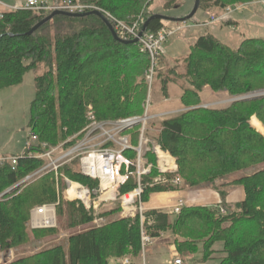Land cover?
Wrapping results in <instances>:
<instances>
[{"label": "trees", "instance_id": "trees-1", "mask_svg": "<svg viewBox=\"0 0 264 264\" xmlns=\"http://www.w3.org/2000/svg\"><path fill=\"white\" fill-rule=\"evenodd\" d=\"M78 1L92 3L127 24L150 4L148 0ZM248 1L251 0H200L198 9L207 11L209 16H218L227 5ZM1 14L0 88L19 84L28 70L36 69L41 63L48 66L47 71L34 79L35 96L27 124L30 134L36 135L39 141L55 146L78 132L85 124L84 109L88 104H92L98 120L142 112L147 92L142 74L149 58L140 52L138 43L116 41L95 15H55L27 34L50 13L17 10ZM153 14L144 15V20ZM165 27L168 26L163 20L153 18L148 21L146 31L156 33ZM182 62L185 72L181 77H186L190 84L179 97L183 110L163 119L154 138L176 160V175L181 180L176 190L183 185L196 187L213 183L234 171L264 162V136L248 123L252 115L264 123V96L232 101L223 108L199 106L200 93L206 86L215 92L224 90L231 96L264 87V39L243 38L232 48L207 31L190 45ZM259 121L252 119L257 128L262 127ZM149 159L154 161L152 157ZM42 164V160L23 155L15 166L9 163L0 166V195L3 196L0 249L24 244L30 239L29 230L35 238L56 232L52 228L33 229L28 224L31 208L57 201L53 174L45 173L29 184L17 185ZM60 172L83 185H96V181L81 175L72 166H63ZM156 174L154 168L144 181ZM235 182L243 187L244 197L233 204H224L223 215L214 207L184 206L169 220V213L150 209L145 213L150 223L145 221L143 227L151 237L170 232L182 255L195 254L201 245L204 259L217 252L218 264H264V169ZM63 187L64 183L59 180L58 188ZM132 187L131 184L123 186L121 192ZM170 190L168 186L147 187L142 200L146 202L152 193ZM75 205L59 197L56 215L61 217L66 207L69 227L92 219L89 212ZM118 211L116 207L103 215ZM218 242L221 248L215 250L214 244ZM140 250L138 215L120 216L103 226L71 234L65 246L58 244L10 264H110L111 258L136 257Z\"/></svg>", "mask_w": 264, "mask_h": 264}, {"label": "built area", "instance_id": "built-area-1", "mask_svg": "<svg viewBox=\"0 0 264 264\" xmlns=\"http://www.w3.org/2000/svg\"><path fill=\"white\" fill-rule=\"evenodd\" d=\"M254 1L264 5V0ZM239 7H242V4L234 7L227 6L222 14L210 16L207 22H201L199 25L207 26L226 20L229 14ZM17 10L48 13L55 10L72 13L98 10L110 21L117 35L127 40L137 37L145 21L144 16L140 14L132 23L127 24L92 3L78 0H20L12 7V11ZM183 28L184 24L176 27L168 26L156 33L144 31L138 37L137 43L140 52L147 54L150 60V67L146 72L149 86L152 85L157 62L163 53V42L167 37ZM84 118L85 124L78 132L68 136L55 146H49L47 143L39 141L36 135L30 134L31 143H26L25 150L21 154L0 155V166L7 163L15 166L23 155L43 161L40 167L24 176L17 185L30 182L45 173H52L54 176L58 199L53 203L34 206L30 210L28 222L30 228L56 227V208L59 204V197L81 204L94 215L95 222L102 220L95 216L99 213V208L102 205L111 206L117 203L121 217L132 218L138 215L141 236L139 255L142 256L141 264H146L145 250L147 245H150L156 238L149 236L143 227L145 221L148 223L150 221L145 216L149 209L146 208L145 202L142 200V194L147 187L155 186H168L170 191H175L176 187L181 184L179 176L176 175V160L155 140L146 137V126L151 118L149 99H147L143 115L98 120L93 106L88 104L84 109ZM136 135L137 140L134 143ZM26 150L28 152L25 154ZM149 157H152L154 161H150ZM67 165L72 166L81 175L96 181V185L91 187L70 180L60 172V168ZM154 168L157 170V174L144 181V178L150 176ZM59 180L65 185L62 189L58 188ZM128 184L133 187L128 191L121 192V188ZM184 206V199L177 198L169 206V213L178 215ZM173 254L174 258L171 264H185L180 257H177V252ZM129 263L128 258H124L121 262V264Z\"/></svg>", "mask_w": 264, "mask_h": 264}, {"label": "rangeland", "instance_id": "rangeland-1", "mask_svg": "<svg viewBox=\"0 0 264 264\" xmlns=\"http://www.w3.org/2000/svg\"><path fill=\"white\" fill-rule=\"evenodd\" d=\"M148 3H150L149 6L146 9H143L140 13L143 16L150 13H157L166 17H183L191 11L194 0H148ZM241 4L242 7L234 9L229 14V17L232 19H241L242 25L239 27L235 26L237 23L233 22L234 20H228V17L226 20L218 22L223 24L221 27L220 24H218L217 27L213 28V25L217 22L213 23L212 25L200 26L199 24H201V22H207L210 18L209 13L203 9H198L192 19L184 22H171L163 20L166 26L176 27L177 25L184 24V28L177 31L174 35L167 37L165 42H163V53L160 55L157 62L151 86H149L146 80V72L150 67L149 60V64L142 74V79L147 86L145 100L141 105L142 112L124 116L129 117L134 115H143L147 99H149L151 118L149 119L146 126V137L154 140L156 134L160 131V122L163 119L172 117L176 113H179L181 110H183V107L179 102V97L183 89L190 87V84L186 77H181V75H183L185 72L184 63L182 60L189 53L190 45L194 42L197 36L208 31L222 44L232 48H236L243 38L255 37L264 39V23L259 20V18H254L253 22H250L252 19L248 17L247 20L242 19L244 13L250 12L254 8L256 9L253 10V16L257 17L255 11L257 9H264V5L258 4L254 0ZM241 4L232 3L227 6L234 7ZM47 69L48 66L44 63H41L36 69L28 70L23 75V79L19 84L11 87L0 88V155L10 156L21 154L25 150L26 143H31L29 140L30 130L27 127V124L30 116V105L35 96L34 79L36 76L47 71ZM105 69L106 67L102 70ZM157 69V74L159 73V75L156 76ZM242 96L249 97L248 99L243 100L262 97L264 96V87L250 90L238 96H231L224 90L215 92L206 86L200 93L201 104H199V106L204 108H223L228 106L232 101H238L239 99L236 98ZM121 100H123V97ZM253 117L259 121L255 115H252L249 118L248 123L257 133L264 136V123L259 121L262 124V127L257 128L252 123ZM136 140L137 135L134 137V143H136ZM262 169H264V162L253 165L244 170L234 171L219 178L213 183H204L196 187H186L183 185L182 189L179 190H183L186 195L184 198L185 206L214 207L218 208L219 213L223 215L225 214L224 204H233L235 202L232 201H236L238 197H240V192L237 193V190H242L243 187L240 184H237L235 180L246 175H251ZM230 193L233 196L231 199L232 201L227 199V196H229ZM211 194L212 196H209ZM2 197L0 196V201L2 200ZM61 199L65 203L70 202L65 198ZM75 204L76 207L81 206L85 211H87L81 204ZM116 207L119 209L117 203L111 206L102 205L99 208V213L95 215L97 218H102V220L95 222L93 219L94 215L89 212L92 216L91 221L83 225H77L75 227H69L67 208L65 207L63 210V215L61 217L57 215L56 227L52 228L55 229V234H45L42 237L35 238L33 233L29 230L28 233L30 239L24 244L15 248L0 249V264H10L18 258L35 255L58 244L65 246L67 238L71 234L88 229L90 227H100L114 220L115 218H120L119 211L111 215H103L104 212H109ZM156 210L169 213V208H158ZM176 216L177 215L169 213L171 220ZM224 226H227V224ZM169 234L171 233L169 232ZM154 238L157 239L158 237ZM156 239L153 240L150 245H147L145 253L147 252L148 247L156 242ZM221 245L222 244L220 242L215 243L213 248L218 250L221 248ZM176 252L177 257H180L185 264H218L219 261L217 252L214 253L213 257L204 259L202 256L201 245L198 246V250L195 252L193 257L188 260H185L181 253L178 251ZM124 258H128L130 260L129 264H141L142 262L141 255L138 257L140 259L137 263L134 261L135 257L130 255L111 258L109 262L110 264H121ZM146 264L148 263L146 262Z\"/></svg>", "mask_w": 264, "mask_h": 264}, {"label": "crops", "instance_id": "crops-1", "mask_svg": "<svg viewBox=\"0 0 264 264\" xmlns=\"http://www.w3.org/2000/svg\"><path fill=\"white\" fill-rule=\"evenodd\" d=\"M20 0H0V13L9 12L12 11V7ZM256 9V8H254ZM254 9H252L250 12H246L243 14V20H247V17L252 19L253 22L254 18H259L264 23V9L256 10L255 13L257 14V17L253 16ZM259 14V15H258ZM246 17V18H245ZM231 19V21L236 22V27H239L242 25L241 19H232L228 16V20ZM256 19V20H257ZM238 20V21H235ZM259 23V22H257ZM220 24V27L223 25L221 23H215L213 28L217 27V25ZM198 37V36H197ZM196 37V39H197ZM194 40V42L196 41ZM193 42V43H194ZM240 192V197L236 201H232V194L230 193L229 196H227V199L231 200L232 202H237L243 199L244 192L243 188L242 190L238 189L237 193ZM185 193L183 190H175V191H167V192H158V193H152L148 200L145 202V206L147 209H158V208H169L170 205L174 203V201L177 198H185ZM209 196H212L209 195ZM214 198V197H213ZM185 201V199H184ZM214 201V199H213ZM171 220V217H169ZM175 237L169 234V232L162 233L160 237L156 239V242L148 247L147 252L144 254L145 260L148 264H171L173 259V253L177 251L176 245L174 243ZM166 240V241H165ZM194 254H185L183 255V258L185 260L190 259L193 257ZM140 255H137L135 257V262H139L138 258Z\"/></svg>", "mask_w": 264, "mask_h": 264}, {"label": "water", "instance_id": "water-1", "mask_svg": "<svg viewBox=\"0 0 264 264\" xmlns=\"http://www.w3.org/2000/svg\"><path fill=\"white\" fill-rule=\"evenodd\" d=\"M199 4H200V0H194L193 7H192L191 11L187 15H185L183 17H166V16H163V15L157 14V13L151 15L147 20L144 21V23L142 25V28L139 31L137 37H135L133 39H128V40L120 38L117 35V33L115 32V30H114L112 24L110 23V21H108L106 19V17L101 12H99L98 10H92V11L82 12V13H70V12L61 11V10H55V11L51 12L49 15H47L44 19H42L41 21L36 23L27 32V34H31L34 31H36L42 24H44L46 21L50 20L55 15H64V16H71V17H81V16H86V15H95V16L99 17L105 23V25L110 30V32L112 34V37L116 41L121 42L123 44L137 43L138 42V37H140L142 35V33L144 31H146L147 24H148V21L150 19L157 18V19H160V20H167V21H171V22H184V21L190 20L194 16V14L197 12V10L199 8ZM248 98H249L248 96H242V97H238L237 99H239V100L242 99L243 100V99H248Z\"/></svg>", "mask_w": 264, "mask_h": 264}, {"label": "bare ground", "instance_id": "bare-ground-1", "mask_svg": "<svg viewBox=\"0 0 264 264\" xmlns=\"http://www.w3.org/2000/svg\"><path fill=\"white\" fill-rule=\"evenodd\" d=\"M100 12V11H99ZM70 13H72V12H70ZM237 99V98H236ZM73 181V180H72ZM79 183V182H78ZM81 184V183H80Z\"/></svg>", "mask_w": 264, "mask_h": 264}]
</instances>
